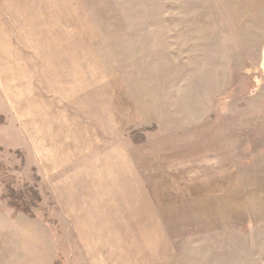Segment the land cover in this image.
I'll list each match as a JSON object with an SVG mask.
<instances>
[{
	"label": "rangeland",
	"instance_id": "374dc122",
	"mask_svg": "<svg viewBox=\"0 0 264 264\" xmlns=\"http://www.w3.org/2000/svg\"><path fill=\"white\" fill-rule=\"evenodd\" d=\"M0 264H264V0H0Z\"/></svg>",
	"mask_w": 264,
	"mask_h": 264
},
{
	"label": "trees",
	"instance_id": "16d2710c",
	"mask_svg": "<svg viewBox=\"0 0 264 264\" xmlns=\"http://www.w3.org/2000/svg\"><path fill=\"white\" fill-rule=\"evenodd\" d=\"M31 216H34V215H31Z\"/></svg>",
	"mask_w": 264,
	"mask_h": 264
}]
</instances>
